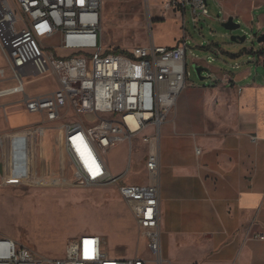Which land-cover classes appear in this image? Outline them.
<instances>
[{
  "label": "built area",
  "instance_id": "obj_1",
  "mask_svg": "<svg viewBox=\"0 0 264 264\" xmlns=\"http://www.w3.org/2000/svg\"><path fill=\"white\" fill-rule=\"evenodd\" d=\"M104 0H0V48L8 65L0 67L3 81L16 83L0 97L21 93L30 113L46 122L69 116L60 141L81 185L115 186L130 207L141 238L152 256L110 252L103 236L84 232L51 256L0 235V264H171L163 256L161 230V128L176 107L186 82L187 41L175 46L136 45L131 50L104 51ZM148 9L150 8L147 0ZM195 18L209 15L207 0H166L169 10ZM21 23V24H20ZM153 19L149 16L150 26ZM186 33L185 25L183 26ZM57 41L58 53L48 50ZM7 69L9 74H7ZM52 71L59 87L30 95L25 82ZM90 119H83V115ZM256 141L257 137H252ZM146 145L145 182H126L132 168L135 141ZM128 143L127 168L112 171L107 153ZM196 153L201 148L196 147ZM264 239L263 234H255Z\"/></svg>",
  "mask_w": 264,
  "mask_h": 264
},
{
  "label": "rangeland",
  "instance_id": "obj_2",
  "mask_svg": "<svg viewBox=\"0 0 264 264\" xmlns=\"http://www.w3.org/2000/svg\"><path fill=\"white\" fill-rule=\"evenodd\" d=\"M165 1L149 0L148 9L147 0H104V51L131 50L136 45L153 43L172 47L185 38L187 84L208 86L214 79L232 77L247 67L252 68L253 78L260 75V64L252 61L250 52H244L260 47L256 21L248 23L236 15L234 20L241 26L230 31L223 26L224 0H207L210 14L198 18L189 9L185 14L169 10L163 16ZM255 14L260 16V9ZM149 16L153 19L151 26ZM233 34L246 35L247 39L232 41ZM49 44L48 50L57 54V41ZM196 64L211 68L212 72L203 71L206 78L200 80ZM7 65L0 48V67ZM25 87L30 95H38L58 88L59 81L49 71L27 79ZM73 114L71 111L60 120L46 122L43 115L26 109L21 93L0 98V235L42 254L59 256L68 241L87 231L103 236L112 253L140 252L151 257L131 209L116 187H87L76 181L75 169L60 141L63 124L81 118ZM82 118L90 119V116L85 114ZM133 151L126 182L145 181L146 145L137 140ZM107 159L114 173L123 172L130 160L128 143L116 145L107 153ZM163 237L162 233L163 256L171 264H187L195 256L193 247H183L189 244L187 238L179 247L164 243Z\"/></svg>",
  "mask_w": 264,
  "mask_h": 264
},
{
  "label": "crops",
  "instance_id": "obj_3",
  "mask_svg": "<svg viewBox=\"0 0 264 264\" xmlns=\"http://www.w3.org/2000/svg\"><path fill=\"white\" fill-rule=\"evenodd\" d=\"M224 1L227 19L256 21L264 33V0ZM244 52L260 75L247 67L187 84L161 128V230L164 243L187 238L195 252L187 264H264L255 236L264 235V42ZM1 79L0 90L16 85Z\"/></svg>",
  "mask_w": 264,
  "mask_h": 264
},
{
  "label": "water",
  "instance_id": "obj_4",
  "mask_svg": "<svg viewBox=\"0 0 264 264\" xmlns=\"http://www.w3.org/2000/svg\"><path fill=\"white\" fill-rule=\"evenodd\" d=\"M223 26L230 31H234L238 28H240L241 24L239 22H236L234 20V18L231 16L229 17L227 20H224L223 22ZM232 41H236V42H244L247 39L246 35H237V34H233L231 36ZM258 41L259 42H264V33L261 34L258 37ZM195 71L197 73V76L199 77L200 80L205 79L206 77L203 76V71H210V69L206 66L200 65V64H196L195 65ZM79 183V181H77Z\"/></svg>",
  "mask_w": 264,
  "mask_h": 264
}]
</instances>
